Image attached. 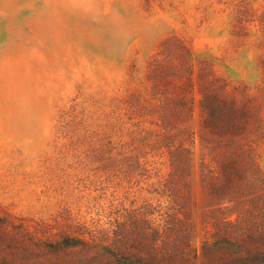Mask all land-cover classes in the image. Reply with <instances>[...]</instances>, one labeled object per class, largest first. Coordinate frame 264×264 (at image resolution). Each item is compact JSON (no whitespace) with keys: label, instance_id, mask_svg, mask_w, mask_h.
<instances>
[{"label":"rangeland","instance_id":"obj_1","mask_svg":"<svg viewBox=\"0 0 264 264\" xmlns=\"http://www.w3.org/2000/svg\"><path fill=\"white\" fill-rule=\"evenodd\" d=\"M0 264H264V0H0Z\"/></svg>","mask_w":264,"mask_h":264}]
</instances>
